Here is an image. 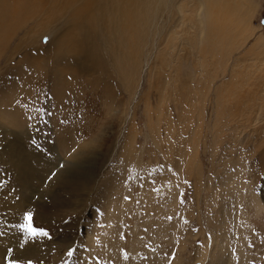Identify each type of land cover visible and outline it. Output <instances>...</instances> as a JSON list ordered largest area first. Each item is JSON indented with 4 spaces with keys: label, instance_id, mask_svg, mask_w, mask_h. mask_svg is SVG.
<instances>
[{
    "label": "rangeland",
    "instance_id": "rangeland-1",
    "mask_svg": "<svg viewBox=\"0 0 264 264\" xmlns=\"http://www.w3.org/2000/svg\"><path fill=\"white\" fill-rule=\"evenodd\" d=\"M67 2L28 0L0 45V264H264V0L210 30L193 8L110 33L124 13L91 0L99 38L58 61L61 24L40 22Z\"/></svg>",
    "mask_w": 264,
    "mask_h": 264
},
{
    "label": "bare ground",
    "instance_id": "bare-ground-1",
    "mask_svg": "<svg viewBox=\"0 0 264 264\" xmlns=\"http://www.w3.org/2000/svg\"><path fill=\"white\" fill-rule=\"evenodd\" d=\"M40 1L42 2V6H43L42 11L44 10L43 12H46L49 6L44 5L43 0H40ZM245 1L246 0H244V2ZM177 2H179V0H112V4L110 6L101 4L100 5L101 12H106V11H110L111 9L113 10L116 9L118 12H123L125 16V18L122 19L119 14L117 13L112 14L111 19H110L111 27L104 31H108L110 33V31H113V30H121L122 28H128L129 27L128 25H137V24L145 25L149 22L155 21L156 18L161 17V15H166L168 21H173L172 24L186 25L188 24V22L185 19L184 20L177 19L176 15L178 13L182 14V12L184 11L185 13H187V11H190L193 8H195L194 10L196 12V16L198 12H199V15L202 16V19L201 18L199 20L195 19L193 23L195 25L202 26L203 28L208 27V30L214 29L215 27L226 24V22H229V21L231 22V19H232L231 12L234 9H233L232 4L227 2V0H204V1H198L193 5H189L188 3L184 2L181 5V7H178L176 5ZM245 3L242 2L241 5ZM106 4H108V2H106ZM233 5H236V3H234ZM68 6L70 7V9L68 8ZM31 10L32 9L28 4V0H24L22 4H20L19 2L18 4H16L15 9L12 12V18L3 17L2 15H0V33H2L5 36V40L4 41L1 40V43H0L3 50L6 49L9 35L15 29V28H11V29L5 28V26L7 25V22L11 20L13 22L17 21V24L15 23L16 27H18L19 24L21 25L22 23H23L22 25H24V21L20 22V19L24 18L25 20L26 17L30 15ZM237 11L238 10L236 9V12ZM59 12H60L58 14L59 20L51 19V21H44L43 23L40 22V26L42 30L40 33L47 34L50 24L54 26V28L55 26H58L59 24H61V29L63 30V32L62 31L60 32V36L59 34L58 35L55 34L57 39L52 42L51 46L57 49L51 55L55 56L58 61H64L67 56L74 55L78 52L85 53V47L87 45L85 44V41L82 39V37L84 35H88V38L86 39V41L89 42L94 38H99V31L95 27V26H98V24H95L94 22H92L89 17V13H93L91 0H82V3H79L78 0H68L66 9L62 11L60 10ZM40 13H37V14H40ZM67 13H69L70 17L68 20H65L64 15ZM221 19H224L225 23H222L220 21ZM1 29H4V30H1ZM129 30H130L131 38L133 39V33L138 34V30H133L131 28H129ZM74 33L76 34V36ZM65 36L68 37L70 41V44L67 46L65 42ZM36 38H37V35H34L33 38L28 39V42L35 43ZM40 41H41V38H40ZM120 43L121 42H119V44ZM52 51H53L52 48H48L45 50H43L42 47H39V48L37 47L36 50L35 48H32L31 50H28V54L30 53L32 57H29L27 55L26 57L30 60L35 57H41L43 59V57H47L48 53ZM96 51H97L96 48H94L89 54L95 53ZM37 53L40 54V56H37ZM89 54H86V55H89ZM28 64L32 66L36 65L38 67L37 63L35 62H29ZM131 65L129 63V66ZM59 81L61 82H57V84H54V86L57 88H61L65 84L62 77L59 78Z\"/></svg>",
    "mask_w": 264,
    "mask_h": 264
},
{
    "label": "snow or ice",
    "instance_id": "snow-or-ice-1",
    "mask_svg": "<svg viewBox=\"0 0 264 264\" xmlns=\"http://www.w3.org/2000/svg\"><path fill=\"white\" fill-rule=\"evenodd\" d=\"M47 39V38H46ZM19 228H21L24 232H26L29 237L35 238L37 236H49V233L47 230L42 228H36L33 226V214L32 213H26L24 215V223L18 225ZM75 250H69L67 252L68 256H72L74 254ZM9 264H16L15 261H10ZM28 264H32V262L29 260Z\"/></svg>",
    "mask_w": 264,
    "mask_h": 264
}]
</instances>
